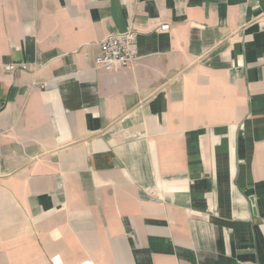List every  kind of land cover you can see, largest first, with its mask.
I'll list each match as a JSON object with an SVG mask.
<instances>
[{"label":"crops","instance_id":"0c3cea01","mask_svg":"<svg viewBox=\"0 0 264 264\" xmlns=\"http://www.w3.org/2000/svg\"><path fill=\"white\" fill-rule=\"evenodd\" d=\"M0 133V264H264V0H0Z\"/></svg>","mask_w":264,"mask_h":264},{"label":"built area","instance_id":"2783aa9c","mask_svg":"<svg viewBox=\"0 0 264 264\" xmlns=\"http://www.w3.org/2000/svg\"><path fill=\"white\" fill-rule=\"evenodd\" d=\"M169 25H161L159 31H167ZM135 33L127 31L121 34H110L99 45L100 53L95 58L94 65L97 69L110 71L116 67H124L132 62L134 54L132 44ZM27 64H9L4 67L5 72L12 73L16 70L28 69ZM1 135V133H0ZM53 264H60L57 257L52 258ZM79 264H93L91 261H83Z\"/></svg>","mask_w":264,"mask_h":264}]
</instances>
